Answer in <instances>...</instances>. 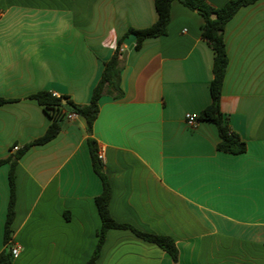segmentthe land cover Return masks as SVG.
<instances>
[{
	"label": "crops",
	"instance_id": "0c3cea01",
	"mask_svg": "<svg viewBox=\"0 0 264 264\" xmlns=\"http://www.w3.org/2000/svg\"><path fill=\"white\" fill-rule=\"evenodd\" d=\"M221 7L230 0H206ZM158 19L154 0H0V160L41 138L52 120L40 91L88 104L104 62L130 28ZM204 18L178 1L165 36L124 40L123 97L104 96L94 124L112 187L110 213L139 231L171 237L178 261L130 230L106 234L96 264H264V0L226 24L221 111L246 152L218 151L210 122L214 52ZM123 58V57H122ZM82 118L32 146L15 169L14 264H87L101 228ZM10 165L0 166V254L6 248Z\"/></svg>",
	"mask_w": 264,
	"mask_h": 264
},
{
	"label": "trees",
	"instance_id": "16d2710c",
	"mask_svg": "<svg viewBox=\"0 0 264 264\" xmlns=\"http://www.w3.org/2000/svg\"><path fill=\"white\" fill-rule=\"evenodd\" d=\"M174 1H178L192 11L198 12L204 18L202 38L207 41L214 52L213 78L210 84L211 103L199 115L195 117L197 122L213 123L219 133L218 151L229 154H242L246 152L247 145L238 133L233 131L228 123V119L221 111L222 87L226 70L228 67V56L224 40L226 24L234 17L238 10L248 6L258 0H230L221 7H215L206 0H154L158 13L157 21L148 28H130L118 41L113 56L104 62V69L101 78L93 90L91 100L88 104H77L69 96H57L50 91H40L30 98L38 101L39 105L51 118L45 134L31 143L15 151L7 159L0 160V166L8 163L10 165L9 184L10 200L8 204L7 219L5 225L4 242L6 248L0 254V264H14L10 251L11 227L16 216V190H15V169L21 157L32 147L44 145L60 133L64 121L68 119V114L76 113L79 118H85V131L87 133V143L90 150L92 165L95 173L99 176L103 184V191L96 198V206L101 219V228L98 232V240L95 250L87 264H96L104 245L106 234L111 229L130 230L139 238L158 245L168 252L172 259L177 262L179 251L175 241L169 237L158 234H151L137 230L131 225L117 222L110 213V200L112 187L105 173L103 161L99 158L98 143L94 138V124L100 113V100L104 96L113 99L123 97L121 87L122 70L124 68L123 43L130 35L136 38V48H140L144 40L165 36L170 23L171 6ZM8 101L0 98V105Z\"/></svg>",
	"mask_w": 264,
	"mask_h": 264
},
{
	"label": "built area",
	"instance_id": "2783aa9c",
	"mask_svg": "<svg viewBox=\"0 0 264 264\" xmlns=\"http://www.w3.org/2000/svg\"><path fill=\"white\" fill-rule=\"evenodd\" d=\"M78 118H79V116L76 113H70V114H68V119L69 120L78 119ZM187 120L192 125H196L198 123L196 121V119H195V116L188 115ZM14 150H18V147H15ZM98 156H99V158L101 160H103V151L102 150H99ZM10 251H11L12 257L13 258H17L19 256V254H20V246L13 245L10 248Z\"/></svg>",
	"mask_w": 264,
	"mask_h": 264
},
{
	"label": "water",
	"instance_id": "95a60500",
	"mask_svg": "<svg viewBox=\"0 0 264 264\" xmlns=\"http://www.w3.org/2000/svg\"><path fill=\"white\" fill-rule=\"evenodd\" d=\"M133 49V45H131L125 52H124V54H123V59H125L126 57H127V55H128V52L130 51V50H132ZM82 120H83V122H84V124H86V119L85 118H82Z\"/></svg>",
	"mask_w": 264,
	"mask_h": 264
}]
</instances>
